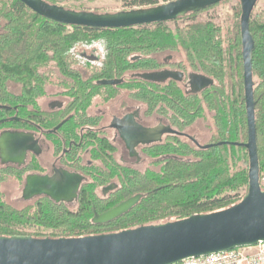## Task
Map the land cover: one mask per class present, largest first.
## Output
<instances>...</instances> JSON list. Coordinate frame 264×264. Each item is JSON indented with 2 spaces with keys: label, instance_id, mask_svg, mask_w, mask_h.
<instances>
[{
  "label": "trees",
  "instance_id": "trees-1",
  "mask_svg": "<svg viewBox=\"0 0 264 264\" xmlns=\"http://www.w3.org/2000/svg\"><path fill=\"white\" fill-rule=\"evenodd\" d=\"M43 1L56 5L62 0ZM130 5L138 9L157 3L131 0ZM197 15L190 13L177 19L194 21L177 35L167 23L91 29L54 23L31 12L18 0H0V105L9 107L6 110L14 120L10 127H18L21 107L34 108L35 99L46 95L50 86L56 88L57 95L93 97L105 89L96 85L97 81L133 79L138 83L123 85L134 89L130 95L146 101L148 84L137 75L148 74L156 67L153 56L177 54L184 57L186 69L198 72L213 83L199 96L190 97L174 82L155 86L154 103L188 120L190 112L200 115L212 112L218 143H245L240 7L236 21L227 30L210 22H195ZM249 30L254 42L252 80L260 178L264 171V21L250 20ZM107 91L106 95H113V90ZM5 112L0 109V128ZM26 114L30 113L26 111ZM216 143L202 151L184 150V154L199 158L198 162L162 167L158 173L151 174V180L150 174H137V191L144 193L143 198L126 215L108 224L92 222L93 213L88 206L92 201L84 194L75 210L44 198L14 208L0 194V237L80 238L225 210L246 194L245 190L238 200L226 195L242 187L247 189V169L230 173L239 163L248 164L247 153L240 146H217ZM131 182L132 179L126 185ZM26 228L52 233L41 236L22 232Z\"/></svg>",
  "mask_w": 264,
  "mask_h": 264
},
{
  "label": "water",
  "instance_id": "water-1",
  "mask_svg": "<svg viewBox=\"0 0 264 264\" xmlns=\"http://www.w3.org/2000/svg\"><path fill=\"white\" fill-rule=\"evenodd\" d=\"M26 8L45 20L91 29H121L167 23L190 13H199L227 0H173L165 4L115 13L96 14L74 11L43 0H18ZM258 0H237L240 7L239 30L242 59V86L246 115L247 140L243 144L219 142L217 146L243 147L247 153V189L237 204L206 215L160 225L139 227L117 233L69 239H34L29 237H0V264H178L181 261L255 246L264 242V189L260 185V165L255 132L252 53L254 42L249 30L252 11ZM146 80L148 74H138ZM206 88L212 85L208 79ZM119 80H100L98 86H117ZM168 128L146 130L135 123L131 133L159 140ZM145 142V141H139ZM211 145L202 146L208 149ZM35 149L32 136L8 133L0 136V154L4 151L19 162L18 151ZM79 179L58 173L51 179L31 177L27 180L24 197L46 195L54 202L76 197ZM140 200L130 198L112 210L95 215L94 224H108L129 212Z\"/></svg>",
  "mask_w": 264,
  "mask_h": 264
},
{
  "label": "flooded vegetation",
  "instance_id": "flooded-vegetation-1",
  "mask_svg": "<svg viewBox=\"0 0 264 264\" xmlns=\"http://www.w3.org/2000/svg\"><path fill=\"white\" fill-rule=\"evenodd\" d=\"M161 55L152 57L157 61L156 67L152 68L148 72L149 77L143 80L149 87L146 101L130 95L134 89L123 85L138 83V80L133 79H122L117 86H102L105 89L93 97L46 94L35 99L34 108L25 105L21 107L16 128L10 127V122L14 120L6 110L9 107L0 105V109L6 111L1 117L0 136L23 133L32 136L36 143L34 150L28 148L22 152L20 148L18 153H21L22 158L19 162L15 160L16 157L11 160V155L5 151L2 156L0 154L1 196H7L4 188L12 181L21 189L22 200L35 201L44 198L52 201L46 195L25 198L27 180L31 177L51 179L58 173L66 174L79 179L76 197L63 202H52L75 210L80 205V196L84 194L92 201L88 206L94 218L95 215L106 213L130 198H143L144 193L137 191V174H150L151 180V174L158 173V169L162 167H178L198 162L199 158L189 154L206 150L202 149V146L215 145H201L198 139L190 134V129L202 115L190 112L188 120L178 113L166 110V107H161L158 103L155 104L154 87L174 82L190 97L199 96L211 85L203 88L208 78L198 72L186 71L181 61H173L172 54L162 59ZM107 90H113V95H106ZM111 102L117 103L118 111L108 118L103 107ZM26 111L30 114L27 115ZM133 123L146 130L168 128L172 133H163L159 140L154 142L152 136L132 134ZM185 149L190 153L184 154ZM131 179V184L126 185ZM169 222L175 221L139 227Z\"/></svg>",
  "mask_w": 264,
  "mask_h": 264
},
{
  "label": "rangeland",
  "instance_id": "rangeland-1",
  "mask_svg": "<svg viewBox=\"0 0 264 264\" xmlns=\"http://www.w3.org/2000/svg\"><path fill=\"white\" fill-rule=\"evenodd\" d=\"M131 0H62L56 5L68 8L74 11H85V12H93L96 14L103 13H115L120 11H129L135 9L132 5H130ZM157 5L165 4L170 1L168 0H155ZM156 5V6H157ZM239 7V3L237 0H227L221 2L217 5L210 7L209 9H205L198 13L195 17V22H210L216 27H220L223 30L229 29L237 18V10ZM240 17V16H239ZM250 20L263 22L264 21V0H258L251 14ZM194 21L190 18L184 20H176L172 22H167V26L173 31L174 34H178V32L184 28L186 25L193 23ZM169 54H162L161 59L166 57ZM175 62L181 61V63L185 66V60L182 55L172 54ZM189 69V68H188ZM186 69V71H190ZM48 95H53L57 93L56 88L48 87L47 88ZM117 103L111 102L107 106L103 107L107 112L108 118L115 114L118 110H116ZM101 107V106H100ZM101 108V109H103ZM97 109H93L96 111ZM214 113L205 111L200 120L196 122V124L190 129V134L196 137L201 145H206L209 143H218L217 131L215 127L214 121ZM107 118V120H108ZM109 121V120H108ZM107 121V122H108ZM154 121H152V124ZM248 162V160H247ZM248 168V164L239 163L237 168L230 169V173L233 174L238 171H242ZM141 170L144 168H140ZM155 171L157 169H154ZM260 185L262 189H264V171L260 173ZM245 187L239 188L236 191L228 192L226 195L231 197L232 199L238 200L245 194ZM4 191L7 193L6 197H3L4 200L13 206L14 208H22L33 201H24L21 199V189L18 185L12 181L9 182L7 186H5ZM22 232L29 234H39L41 236H47L52 232L50 230H42L36 228H26L23 229Z\"/></svg>",
  "mask_w": 264,
  "mask_h": 264
},
{
  "label": "built area",
  "instance_id": "built-area-1",
  "mask_svg": "<svg viewBox=\"0 0 264 264\" xmlns=\"http://www.w3.org/2000/svg\"><path fill=\"white\" fill-rule=\"evenodd\" d=\"M178 264H264V242L251 247L188 258Z\"/></svg>",
  "mask_w": 264,
  "mask_h": 264
}]
</instances>
